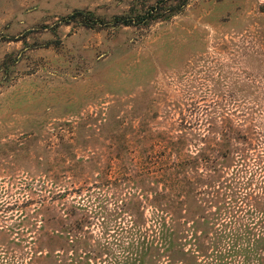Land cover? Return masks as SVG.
I'll list each match as a JSON object with an SVG mask.
<instances>
[{"label":"rangeland","instance_id":"rangeland-1","mask_svg":"<svg viewBox=\"0 0 264 264\" xmlns=\"http://www.w3.org/2000/svg\"><path fill=\"white\" fill-rule=\"evenodd\" d=\"M262 213L264 0H0V264H264Z\"/></svg>","mask_w":264,"mask_h":264},{"label":"trees","instance_id":"trees-1","mask_svg":"<svg viewBox=\"0 0 264 264\" xmlns=\"http://www.w3.org/2000/svg\"><path fill=\"white\" fill-rule=\"evenodd\" d=\"M246 196L250 198V195L246 194ZM261 216L264 218V213H262ZM159 219L158 228L160 235L158 238L162 241L161 244L164 245V247L171 251H175L176 246L182 244L181 240L174 231H169V229H167V224H165L166 221L163 222L161 218ZM205 219V217L198 216L196 222H192L193 225L196 224V226L191 227L187 232L188 240H190V249L186 254L195 257L197 264H231L230 260L233 258L236 261L240 259V264H251L252 259H254L253 264L255 262L256 264L261 263V256L260 259H257L259 255L255 251L261 241L259 239L255 240L254 237L251 238L252 229H246L243 234H239L235 232V229L230 225L231 227L228 231H223L222 228L228 227V223L235 224V222H232V220H220L210 223L209 220L207 221ZM198 220L200 221L197 222ZM217 222L218 225L215 224ZM198 224L203 227L202 231L198 230ZM132 226H134V223ZM211 226H214V228H212L214 232L209 233L208 227L211 228ZM140 234L141 232L139 233V238L141 239ZM140 239L137 240L138 243H140ZM141 246L144 248L145 245L143 242H141ZM204 246H208V248ZM201 255L203 260L199 261Z\"/></svg>","mask_w":264,"mask_h":264}]
</instances>
